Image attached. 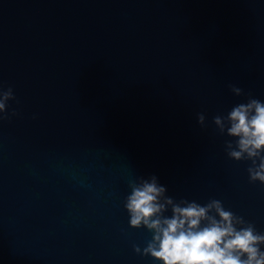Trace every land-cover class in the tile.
<instances>
[{"label": "water", "instance_id": "95a60500", "mask_svg": "<svg viewBox=\"0 0 264 264\" xmlns=\"http://www.w3.org/2000/svg\"><path fill=\"white\" fill-rule=\"evenodd\" d=\"M0 84L20 113L0 123V264H158L123 206L153 174L264 232V184L212 122L247 102L229 84L264 101V0H0Z\"/></svg>", "mask_w": 264, "mask_h": 264}, {"label": "clouds", "instance_id": "9594fccd", "mask_svg": "<svg viewBox=\"0 0 264 264\" xmlns=\"http://www.w3.org/2000/svg\"><path fill=\"white\" fill-rule=\"evenodd\" d=\"M228 88L235 96H247V102L233 106L227 115L214 116L212 122L220 135L233 138L224 142L227 156L250 162L249 183L264 184V101L235 84ZM9 101L19 104L13 88L0 84V123L20 115L15 108L9 111ZM197 122L207 126L204 113L197 114ZM128 187L123 206L130 227L152 234L142 250L133 244L136 254L158 264H264V232L226 209L221 200L203 205L176 200L154 174L130 180Z\"/></svg>", "mask_w": 264, "mask_h": 264}]
</instances>
